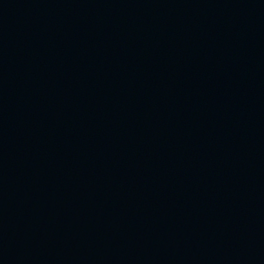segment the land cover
I'll use <instances>...</instances> for the list:
<instances>
[{
    "label": "water",
    "instance_id": "95a60500",
    "mask_svg": "<svg viewBox=\"0 0 264 264\" xmlns=\"http://www.w3.org/2000/svg\"><path fill=\"white\" fill-rule=\"evenodd\" d=\"M0 91V264H264V0H0Z\"/></svg>",
    "mask_w": 264,
    "mask_h": 264
},
{
    "label": "bare ground",
    "instance_id": "6f19581e",
    "mask_svg": "<svg viewBox=\"0 0 264 264\" xmlns=\"http://www.w3.org/2000/svg\"><path fill=\"white\" fill-rule=\"evenodd\" d=\"M5 82V81H4ZM2 85H3V87H4V93H2L1 94V98L4 100V101H6L5 99H6V97H7V95L9 94V90H11V88H10V86H11V84H10V82H9V84L7 83V82H5L4 84L2 83ZM2 88V87H1ZM13 92H15V91H13ZM0 93H1V91H0ZM11 100H13V99H11ZM7 101H9V100H7ZM6 101V102H7ZM11 102V101H10ZM7 104H9V102H7ZM10 105V104H9ZM11 113V112H10ZM10 113H6L5 115L6 116H11V114ZM188 190V189H187ZM175 193H176V191H175ZM180 199V198H179ZM229 204V203H228ZM228 204H226L227 205V209H230L229 208V205ZM230 207H232L231 209V211L232 212H234L233 210H236L237 209V205H235V206H233V205H230ZM230 211V212H231Z\"/></svg>",
    "mask_w": 264,
    "mask_h": 264
}]
</instances>
